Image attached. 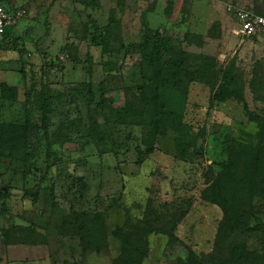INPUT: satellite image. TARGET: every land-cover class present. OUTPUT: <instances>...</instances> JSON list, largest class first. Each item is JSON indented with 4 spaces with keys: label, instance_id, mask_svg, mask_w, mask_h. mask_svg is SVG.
<instances>
[{
    "label": "rangeland",
    "instance_id": "obj_1",
    "mask_svg": "<svg viewBox=\"0 0 264 264\" xmlns=\"http://www.w3.org/2000/svg\"><path fill=\"white\" fill-rule=\"evenodd\" d=\"M10 3L22 17L6 40L0 35V85L16 87L17 100L0 99V122L38 125L42 98L48 112L46 130L30 132L25 163L0 158V264H112L121 246L114 231L144 220L156 229L171 216L179 219L174 239L149 234L142 264H264V201H252L256 225L251 218V228L238 229L211 185L231 173L228 136L259 126L264 142V28L245 37L226 10L264 17V0H0ZM114 13L119 24L110 26ZM91 24L106 31L95 42ZM165 39L185 92L184 121L198 137L184 154L169 130L148 152L146 125L104 118L139 103L137 87L156 76V67L142 68L140 45ZM254 184L264 189V177ZM74 213L102 215L105 249L63 225Z\"/></svg>",
    "mask_w": 264,
    "mask_h": 264
},
{
    "label": "trees",
    "instance_id": "obj_2",
    "mask_svg": "<svg viewBox=\"0 0 264 264\" xmlns=\"http://www.w3.org/2000/svg\"><path fill=\"white\" fill-rule=\"evenodd\" d=\"M8 5L13 7L12 4ZM5 8L7 9V7ZM119 19L120 13L112 14L110 26L119 24ZM10 30L11 27H7L1 34L3 40L8 38ZM101 32L105 34L106 31L91 24V41L95 42L99 39ZM106 44L107 42L104 40L103 46ZM140 47L143 57L142 68L156 67L155 79L137 87L138 104L126 101L123 107L111 109L106 113L105 121L121 126L146 125L149 129L147 133V141L150 144L148 152H151V145L156 137L169 130L176 135L177 152L184 154L190 148L195 147L198 137L193 133L191 125L184 121L185 92L182 83L170 71L171 40L165 39L161 44H154L153 48L145 44ZM104 50L107 51V48ZM214 96L218 100L224 99L222 93H215ZM0 99L9 102L16 101V87L0 85ZM106 100L107 98L103 97L101 105L109 108L104 104ZM41 101L44 111L38 125L32 124L28 119L24 123L0 122V158L25 163L33 155L29 139L30 132L32 128L41 127L46 130L47 127L46 98H42ZM253 120L257 123V120ZM260 129L258 126V130L255 132L241 130L238 136H228L225 139L230 172L234 174L227 173V163L224 166L226 173L220 174L211 184L212 187L218 186L224 199L229 201L227 208L230 212L227 221L238 229L251 228L249 225L251 218L254 219L256 225L260 219L256 217L259 209L252 201L255 198V201H264V189L261 188L263 185L260 184L258 187L259 185L255 186L254 184L255 180L264 177V155H261L264 153V142L263 131ZM193 154L197 155L198 153L194 152ZM237 168L241 169L239 178L235 175ZM211 202L216 203L215 200ZM185 214L186 211L180 212V218ZM178 222L179 219L171 216L163 225L154 229L151 227L150 221L144 220L135 224L128 221L127 227L119 228L113 233L120 240L121 246L120 253L112 264H142L149 250L146 237L154 232L167 235L169 240H173L171 233ZM63 225L73 227L75 233L87 240L89 247L94 251H100L107 247L109 234L101 214L78 215L74 213L70 218L64 220ZM124 228L128 229L124 231ZM236 251L238 253V249ZM241 252H244L243 248Z\"/></svg>",
    "mask_w": 264,
    "mask_h": 264
},
{
    "label": "built area",
    "instance_id": "obj_3",
    "mask_svg": "<svg viewBox=\"0 0 264 264\" xmlns=\"http://www.w3.org/2000/svg\"><path fill=\"white\" fill-rule=\"evenodd\" d=\"M226 10L234 15L238 29L241 35L245 37H251L264 28L262 15L234 5H226ZM20 17V11L11 13L10 10L0 5V35Z\"/></svg>",
    "mask_w": 264,
    "mask_h": 264
},
{
    "label": "crops",
    "instance_id": "obj_4",
    "mask_svg": "<svg viewBox=\"0 0 264 264\" xmlns=\"http://www.w3.org/2000/svg\"><path fill=\"white\" fill-rule=\"evenodd\" d=\"M18 2V1H17ZM11 4V3H10ZM7 9H9L10 10V12L11 13H14V12H17V11H20V9H19V7L16 5V7L13 5V7L12 6H8L7 7ZM22 17V16H21ZM21 17L20 18H18L11 26H9V27H13V26H15V25H17V22L19 21V19H21Z\"/></svg>",
    "mask_w": 264,
    "mask_h": 264
}]
</instances>
